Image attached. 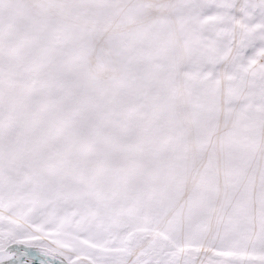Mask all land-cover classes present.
<instances>
[{"label": "snow or ice", "instance_id": "1", "mask_svg": "<svg viewBox=\"0 0 264 264\" xmlns=\"http://www.w3.org/2000/svg\"><path fill=\"white\" fill-rule=\"evenodd\" d=\"M0 264H264V0H0Z\"/></svg>", "mask_w": 264, "mask_h": 264}]
</instances>
